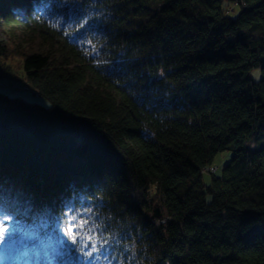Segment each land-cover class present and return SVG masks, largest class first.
Listing matches in <instances>:
<instances>
[{"label":"trees","instance_id":"trees-1","mask_svg":"<svg viewBox=\"0 0 264 264\" xmlns=\"http://www.w3.org/2000/svg\"><path fill=\"white\" fill-rule=\"evenodd\" d=\"M86 1L0 0V81L49 101L0 89V189L67 245L31 259L264 264V0Z\"/></svg>","mask_w":264,"mask_h":264},{"label":"rangeland","instance_id":"rangeland-1","mask_svg":"<svg viewBox=\"0 0 264 264\" xmlns=\"http://www.w3.org/2000/svg\"><path fill=\"white\" fill-rule=\"evenodd\" d=\"M91 3V2H90ZM86 0H66L64 3L67 6L68 17L64 16L67 24L72 27L81 29L86 25V20L89 17L88 12L94 13V5L90 4ZM230 11L231 7H227ZM2 63V60L0 61ZM14 64V63H12ZM13 78L5 75L0 81V89L7 91L13 96H19L29 102H39L41 104H49V101L39 96L30 88H25V84L22 78V72L20 68H13L8 72ZM252 79L258 81L261 77V70L259 67H255L251 71ZM256 145L257 142L252 143ZM232 157V151H225L220 153L214 162L217 166V175H220L222 168L228 163ZM204 181L208 182V174L203 175ZM154 187L151 186L150 193L154 195ZM9 195L3 189H0V264H40L32 261V257H39L40 250L42 248L48 249V247L56 246V248L65 249L67 247L65 240L54 237H43L38 231L37 226L30 218L32 211L27 212L28 216H22L13 211V209L7 206V199ZM155 201L151 199L147 200V203L152 206ZM164 212V210H163ZM83 225V224H82ZM25 232L24 238H19L17 233ZM71 232V228H70ZM69 232V233H70ZM68 234V232H67ZM17 236V237H16ZM68 244V243H67ZM29 250V253H28ZM87 256V257H86ZM88 260H91L89 253L85 254ZM104 257H106L104 255ZM33 260H35L33 258ZM45 264H64L56 260L53 256L47 258ZM92 261L96 260L92 258Z\"/></svg>","mask_w":264,"mask_h":264},{"label":"water","instance_id":"water-1","mask_svg":"<svg viewBox=\"0 0 264 264\" xmlns=\"http://www.w3.org/2000/svg\"><path fill=\"white\" fill-rule=\"evenodd\" d=\"M162 214H163V211H162L161 206L159 205V203H156L152 210L151 218L158 219L162 216Z\"/></svg>","mask_w":264,"mask_h":264},{"label":"built area","instance_id":"built-area-1","mask_svg":"<svg viewBox=\"0 0 264 264\" xmlns=\"http://www.w3.org/2000/svg\"><path fill=\"white\" fill-rule=\"evenodd\" d=\"M25 88H27V87H25ZM27 89H28V88H27ZM207 169H208V168H207ZM210 169L214 171V170L216 169V167H215V166H213V167H212V168H210ZM160 221H162V222H165V219H163V218H162V219H160Z\"/></svg>","mask_w":264,"mask_h":264}]
</instances>
